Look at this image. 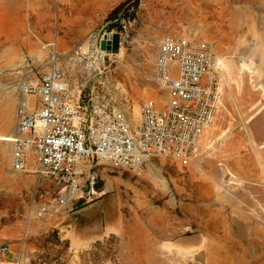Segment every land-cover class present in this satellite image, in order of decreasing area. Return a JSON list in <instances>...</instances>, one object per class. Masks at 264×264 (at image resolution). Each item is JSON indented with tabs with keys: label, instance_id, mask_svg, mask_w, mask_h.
Masks as SVG:
<instances>
[{
	"label": "rangeland",
	"instance_id": "rangeland-1",
	"mask_svg": "<svg viewBox=\"0 0 264 264\" xmlns=\"http://www.w3.org/2000/svg\"><path fill=\"white\" fill-rule=\"evenodd\" d=\"M122 1L0 0V136L15 135L21 83L53 67L65 73L71 104L108 102L135 126L134 105L158 93L161 28L215 44L228 74L218 116L185 167L160 158L133 173L98 161L95 195L117 192L119 215L87 241L68 218L82 196L36 216V177L12 170V141L0 138V240L19 255L11 261L264 264V0H191L195 12L166 22L149 10L163 0H140L134 19L109 30L104 20ZM113 33L117 51L101 46Z\"/></svg>",
	"mask_w": 264,
	"mask_h": 264
},
{
	"label": "built area",
	"instance_id": "built-area-1",
	"mask_svg": "<svg viewBox=\"0 0 264 264\" xmlns=\"http://www.w3.org/2000/svg\"><path fill=\"white\" fill-rule=\"evenodd\" d=\"M158 93L140 105L134 126L108 102L71 104L65 73L53 67L38 83L22 82L11 168L39 185L36 216L53 202L65 207L98 192V161L140 173L150 161L169 158L187 166L212 128L228 79L224 60L209 39L165 36L154 62ZM96 158V162L92 159ZM19 255L0 240V264Z\"/></svg>",
	"mask_w": 264,
	"mask_h": 264
},
{
	"label": "water",
	"instance_id": "water-1",
	"mask_svg": "<svg viewBox=\"0 0 264 264\" xmlns=\"http://www.w3.org/2000/svg\"><path fill=\"white\" fill-rule=\"evenodd\" d=\"M117 51L120 46V34L113 33L102 39L101 46ZM119 215V202L117 192L103 195L68 213L72 220L74 231L81 240L87 241L91 238L101 236L106 226L114 224Z\"/></svg>",
	"mask_w": 264,
	"mask_h": 264
},
{
	"label": "bare ground",
	"instance_id": "bare-ground-1",
	"mask_svg": "<svg viewBox=\"0 0 264 264\" xmlns=\"http://www.w3.org/2000/svg\"><path fill=\"white\" fill-rule=\"evenodd\" d=\"M157 1H159V0H157ZM160 6H161V8L158 5V8L154 9L153 5L150 1L149 10H150V15H151V13H153V11H155V12H157L158 15H160L161 17H164L163 22L169 21V17H174V19H176L179 17V14L189 15L190 13L195 12L198 8L195 5H193L191 0H188V2L184 3L182 6L176 5L174 3V1H172V0H163V4ZM167 8H171V11H166ZM240 11H241V13L245 12L242 9H240ZM152 20H153V18L151 17V21ZM8 93H9V95H12V90L9 91ZM133 115H134L135 119H138L137 122H139L140 117H141V113H140V105L138 103H136L134 105ZM6 126H8V125H5L4 127H6ZM12 137L13 136L11 134H4V135L0 136L1 139L7 140V141L11 140Z\"/></svg>",
	"mask_w": 264,
	"mask_h": 264
},
{
	"label": "trees",
	"instance_id": "trees-1",
	"mask_svg": "<svg viewBox=\"0 0 264 264\" xmlns=\"http://www.w3.org/2000/svg\"><path fill=\"white\" fill-rule=\"evenodd\" d=\"M140 0H123L120 2L116 7H114L107 15V17L104 20V25L109 29L113 30L116 28V26H120V19L124 15L127 20H132L135 17L136 11L138 9ZM97 188L99 189L97 194L100 193L101 185L100 181L98 179L97 181ZM95 195V194H94ZM100 196L96 195L94 196V199L99 198ZM80 199L75 205L74 209L79 208L85 204H87L89 201H86L83 199ZM93 198V197H92ZM91 198V199H92ZM92 199V200H94Z\"/></svg>",
	"mask_w": 264,
	"mask_h": 264
},
{
	"label": "crops",
	"instance_id": "crops-1",
	"mask_svg": "<svg viewBox=\"0 0 264 264\" xmlns=\"http://www.w3.org/2000/svg\"><path fill=\"white\" fill-rule=\"evenodd\" d=\"M160 33H161V34H164V35H166V36H171V35H168V34H167V33H169V30L166 29V28H161V29H160Z\"/></svg>",
	"mask_w": 264,
	"mask_h": 264
},
{
	"label": "flooded vegetation",
	"instance_id": "flooded-vegetation-1",
	"mask_svg": "<svg viewBox=\"0 0 264 264\" xmlns=\"http://www.w3.org/2000/svg\"><path fill=\"white\" fill-rule=\"evenodd\" d=\"M106 47L108 46V44L105 45Z\"/></svg>",
	"mask_w": 264,
	"mask_h": 264
}]
</instances>
